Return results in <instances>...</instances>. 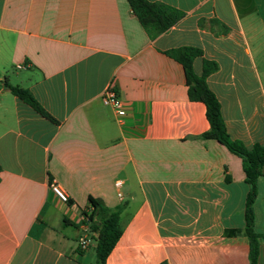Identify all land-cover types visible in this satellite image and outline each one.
<instances>
[{"label": "crops", "instance_id": "obj_1", "mask_svg": "<svg viewBox=\"0 0 264 264\" xmlns=\"http://www.w3.org/2000/svg\"><path fill=\"white\" fill-rule=\"evenodd\" d=\"M148 1L184 16L150 37L126 0H0V264H94L89 197L121 207L105 264H249L241 159L200 136L204 104L188 99L164 51L200 48L197 75L203 58L215 61L206 82L228 136L264 144V0ZM108 85L122 117L101 101ZM256 184L254 230L264 235V166Z\"/></svg>", "mask_w": 264, "mask_h": 264}, {"label": "trees", "instance_id": "obj_2", "mask_svg": "<svg viewBox=\"0 0 264 264\" xmlns=\"http://www.w3.org/2000/svg\"><path fill=\"white\" fill-rule=\"evenodd\" d=\"M133 15L137 18L143 29L154 37L175 25L184 12L161 2L148 0H126ZM202 21H199L201 24ZM210 28L217 26L220 33L227 32V27L216 19L209 20ZM168 57L180 64L186 85L188 99L200 101L205 107V117L208 121V129L200 135L204 139H213L225 146L231 153L241 159L244 181L248 186L244 201V229L243 233L248 239L249 264H258V247L263 234L254 230L253 203L257 192V178L262 175L264 166V144H254L246 148L241 141L231 139L225 128L220 113V105L214 93L207 85V76L217 69V63L213 60L202 59V71L195 74L192 62L195 57L202 56V50L195 46H178L164 51ZM10 92L18 99L28 103L35 111L44 117L51 116L38 104L30 92L17 85H7ZM89 208L83 211V223L88 225L90 232L95 233V263L105 264L106 257L115 245L121 234L119 226L120 208L106 207L99 199L88 198Z\"/></svg>", "mask_w": 264, "mask_h": 264}, {"label": "built area", "instance_id": "obj_3", "mask_svg": "<svg viewBox=\"0 0 264 264\" xmlns=\"http://www.w3.org/2000/svg\"><path fill=\"white\" fill-rule=\"evenodd\" d=\"M101 101L104 105L112 107L118 117H122L125 115L123 103L110 85H108L102 92ZM117 184L119 185V182H117ZM50 189L61 201H67L68 198L66 193L56 182H52L50 184ZM118 196H120L119 192ZM83 227L85 230H89L87 224L83 223ZM89 244L90 238L87 235H82L77 240V247L81 250H86L89 247Z\"/></svg>", "mask_w": 264, "mask_h": 264}]
</instances>
